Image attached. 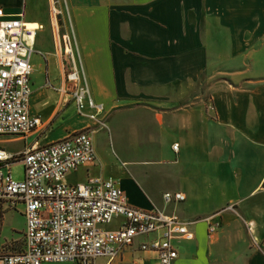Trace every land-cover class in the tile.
I'll return each mask as SVG.
<instances>
[{"label":"crops","instance_id":"0c3cea01","mask_svg":"<svg viewBox=\"0 0 264 264\" xmlns=\"http://www.w3.org/2000/svg\"><path fill=\"white\" fill-rule=\"evenodd\" d=\"M0 6L8 16L23 11L25 25L34 30L27 38L34 48L30 111L42 124L24 136H6L24 141L18 151L94 125L93 118L78 112L75 82L66 76L74 60L83 65L90 92L103 105L100 112L148 96L147 90L185 98V87L206 75L213 114L205 113L202 100L180 104L176 131L165 138L177 141V150L192 139L206 153L210 170L223 182L221 200L202 209L193 201L181 167L182 182L167 190H181L186 199L166 204V190L135 176L103 173L99 153L98 162L82 165L66 178L78 171L83 177L72 183L113 177L130 204L190 220L194 237L178 242L179 255L172 264H264V248L252 241V234L264 239V0H0ZM172 96L155 97L167 103ZM21 209L4 207L0 252L23 245L26 219ZM11 210L20 212L22 224L5 233V215ZM214 213L221 226L210 234L207 217ZM122 220L106 226L117 227ZM95 264L158 262L153 252L133 246L113 260L99 257Z\"/></svg>","mask_w":264,"mask_h":264},{"label":"built area","instance_id":"2783aa9c","mask_svg":"<svg viewBox=\"0 0 264 264\" xmlns=\"http://www.w3.org/2000/svg\"><path fill=\"white\" fill-rule=\"evenodd\" d=\"M33 36L23 11L8 16L0 6V136H24L42 124L40 116L30 111L34 48L27 38ZM66 76L75 82L78 112L97 120L103 105L92 97L75 60ZM93 128L68 131L57 140L32 143L18 152L0 142V224L5 206H21L26 219L23 245L0 252V264H95L99 257L113 260L133 246L153 252L158 264H172L179 255L178 242L194 237L191 221L178 213L130 204L113 177L98 175L77 183L66 180L69 172L98 162ZM18 160L24 165L21 179L12 174L11 166ZM185 199L181 190L163 193L166 204ZM118 217L123 220L117 227L106 226ZM207 219L208 232H217L221 226L218 213ZM247 225L252 232V224ZM252 241L264 248V239L252 234Z\"/></svg>","mask_w":264,"mask_h":264},{"label":"rangeland","instance_id":"374dc122","mask_svg":"<svg viewBox=\"0 0 264 264\" xmlns=\"http://www.w3.org/2000/svg\"><path fill=\"white\" fill-rule=\"evenodd\" d=\"M78 66L85 74L83 65ZM215 68L216 66L209 72ZM205 76L200 81L186 86L187 94L182 99L174 98L172 91L147 90L148 96L141 97L133 103L99 111L97 120L94 119L92 124L103 173L108 175L118 172L119 175L135 176L139 182H148L147 185L156 190L160 188L163 192L173 187L177 188L182 182L179 177V169L182 167V176L188 182V188L195 199L193 201L202 209L221 200L223 182L210 170V163H206L209 161L206 153L198 145L194 146L191 143L192 139H187L188 142L182 145L180 151L174 148V145L178 144L177 141L165 138L176 131L174 126L177 122V107L180 104L202 100L205 113L213 114L209 110L210 82L206 81ZM163 93L172 96L173 101L167 103L158 101L160 98L155 96ZM0 142L12 152L18 151L24 144V141L10 140L6 136H0ZM180 159L184 160L183 166H180ZM11 167L14 178H23L24 165L21 160L14 162ZM82 177L83 171H78L66 179L76 182ZM21 224L20 212L11 210L5 215L4 232L7 233Z\"/></svg>","mask_w":264,"mask_h":264}]
</instances>
